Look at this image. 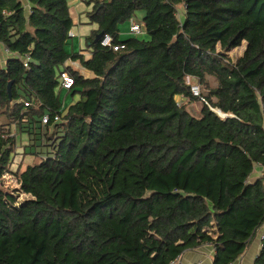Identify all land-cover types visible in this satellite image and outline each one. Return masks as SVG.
Wrapping results in <instances>:
<instances>
[{
	"label": "trees",
	"instance_id": "trees-1",
	"mask_svg": "<svg viewBox=\"0 0 264 264\" xmlns=\"http://www.w3.org/2000/svg\"><path fill=\"white\" fill-rule=\"evenodd\" d=\"M85 1L97 28L76 51L69 0H0V42L29 57L0 60V264H170L203 244L238 261L264 225V0ZM138 11L147 38L122 39ZM20 147L39 161L12 170Z\"/></svg>",
	"mask_w": 264,
	"mask_h": 264
},
{
	"label": "crops",
	"instance_id": "crops-1",
	"mask_svg": "<svg viewBox=\"0 0 264 264\" xmlns=\"http://www.w3.org/2000/svg\"><path fill=\"white\" fill-rule=\"evenodd\" d=\"M23 2L24 4H27L26 0H23ZM69 4L71 5V13L75 21V26L72 28V32L75 36L72 39L77 38L76 40H73L74 42L73 49H75L76 51H80L82 50V48H84L82 46V38H85L86 36L90 35L91 32L97 28V25L81 23V20L84 17V12L88 8L85 0H69ZM132 22H135L134 19L123 23L124 24L123 30L125 32H128V34L130 33V37L132 35L130 31ZM142 29H143V26H142ZM120 30H121V38H123L122 29L120 28ZM136 36L147 38L145 29L142 30L141 33L136 34ZM83 52L86 54V56L90 55V52L88 50L83 51ZM0 53H1L0 60L2 62H5L9 58V55L5 54L2 50L0 51ZM71 64L76 69L80 70L81 74L84 75L86 78L93 76L92 71L83 67L80 62L71 61ZM62 94L64 95V101L66 102V104H70L71 102H74L79 97L77 95L74 96V98L70 97L66 89L62 90ZM11 126H7V128L9 129L11 128ZM12 128H13V131L16 132V127L14 125L12 126ZM263 173H264V165H257L255 168L254 175L251 178V180L252 181L256 180ZM262 234H264V225L258 230V233L256 234V236L249 243V246L247 250L245 251V253L238 259V261L234 262V264H254V261L257 258L260 248H261V235ZM214 255H215L214 247L211 244H203L196 248H190V249L185 250L184 253L182 254V262L184 264H213Z\"/></svg>",
	"mask_w": 264,
	"mask_h": 264
},
{
	"label": "rangeland",
	"instance_id": "rangeland-1",
	"mask_svg": "<svg viewBox=\"0 0 264 264\" xmlns=\"http://www.w3.org/2000/svg\"><path fill=\"white\" fill-rule=\"evenodd\" d=\"M143 15H144V12L138 11L136 16L134 17V21L136 23H139L142 26H144ZM123 25L124 24L120 25V28L122 29V33H123L122 34V36H123L122 39L129 38L130 37V33L128 34V32H125L123 30V27H124ZM133 36H136V34H132L131 35V37H133ZM76 39L77 38L69 40V48H71L72 43H74L73 40H76ZM82 46L85 47V38H82ZM246 46H247V43H246V41H244L241 46L228 51L227 54L231 58L232 61L236 62L238 60V58H240L243 55ZM218 49L220 50V47H218ZM188 82H190V81H188ZM191 83L192 84H198L196 80L191 81ZM200 87L202 89V86H200ZM78 99H79V97H78ZM179 101H181V100H179ZM187 106H188L189 110L194 115H200L201 106H202V104L200 102H191ZM215 109H216L217 112H219L218 113L219 115H221L223 118H225V114H227V113L224 114V112H220L217 108H215ZM1 111L2 112H0V126H4L5 129H8L7 126H11L12 123L10 124L9 118L4 113L5 107ZM21 159H23V160H21ZM38 161L39 160H36V158L33 155H30V154L25 155L24 149H22V147H20V148H17V153H16V156H15V160H13L11 168H12V170H16V171H17V168L22 170L28 164H32V163H35V162H38ZM2 182H3V186L6 189H9L11 192H13L14 194L17 195V200L18 201H23V200H25L27 198L28 195H26L25 193L19 191L20 183H19V181L17 179V176H16L14 171L8 172L4 176V181H2Z\"/></svg>",
	"mask_w": 264,
	"mask_h": 264
},
{
	"label": "built area",
	"instance_id": "built-area-1",
	"mask_svg": "<svg viewBox=\"0 0 264 264\" xmlns=\"http://www.w3.org/2000/svg\"><path fill=\"white\" fill-rule=\"evenodd\" d=\"M27 4H26V8H30V3L29 0H26ZM5 14H8V12L4 11ZM130 31L133 34H139L142 32V26L138 23L133 22L131 27H130ZM70 35H74L73 32H70ZM101 44L105 47H110L113 48L115 50H118L120 47H124L123 45H118V44H114L113 43V37L109 34H106L105 36H103ZM3 51L5 54L13 57H20L23 60L24 65L27 67L28 63H29V57L28 56H20L19 54L13 53L6 45H4L3 43L0 42V51ZM0 57H1V53H0ZM61 78H62V82L61 85L65 88L68 89L70 88L73 83H74V78L67 72V71H63L61 73ZM191 90L193 92L194 95L196 96H200L201 95V90H200V86L198 84H192L191 85ZM203 100L204 98L201 97ZM25 107H28L30 105H32V102L30 101H25L24 103ZM216 111V109H214ZM217 112V111H216ZM218 113V112H217ZM225 114V113H224ZM226 116V114H225ZM43 122L47 123L48 122V115H45L43 117ZM264 237V235H261V239ZM170 264H184L182 262V256H178L177 258H175ZM229 264H234V263H229Z\"/></svg>",
	"mask_w": 264,
	"mask_h": 264
},
{
	"label": "water",
	"instance_id": "water-1",
	"mask_svg": "<svg viewBox=\"0 0 264 264\" xmlns=\"http://www.w3.org/2000/svg\"><path fill=\"white\" fill-rule=\"evenodd\" d=\"M103 36V32H100L99 34L96 35L95 37V42H97L101 37ZM12 84H13V81L9 82L8 84V90H9V93L11 92V87H12ZM220 112H222L220 109H218ZM219 113V112H218ZM231 114H226L225 117H228L230 116Z\"/></svg>",
	"mask_w": 264,
	"mask_h": 264
}]
</instances>
